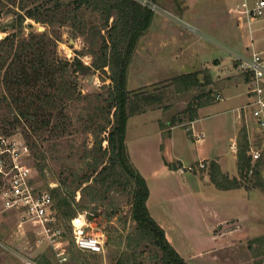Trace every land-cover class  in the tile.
Masks as SVG:
<instances>
[{
	"label": "rangeland",
	"instance_id": "rangeland-1",
	"mask_svg": "<svg viewBox=\"0 0 264 264\" xmlns=\"http://www.w3.org/2000/svg\"><path fill=\"white\" fill-rule=\"evenodd\" d=\"M41 1L48 0H40L39 2ZM253 2L254 0H194L192 4H189L192 10L191 18L181 14L187 8L186 0H157L158 6H154L156 9L153 10L156 15L160 14L159 16H161L162 14L171 18H174L173 15L181 14L180 16L184 19L183 23L187 22L185 24L188 28L185 30L186 37H192L189 35L191 34L194 36L193 38L199 39L202 50L205 48L207 50L211 45L213 47H215L214 44L217 45V50L222 52L221 54L226 57L225 61L227 60V63L230 64L232 62L230 53L240 52L238 50H241V46H246L251 41H255L258 49H264V30L254 33L253 38L249 34V19L245 13V5H251ZM11 8L15 7L10 5H5L3 9L0 7V24H7L13 18L16 19L15 11H9ZM167 12H171L173 15ZM84 20L88 23V27L98 26L101 23L100 15L90 10H85ZM72 21L70 20L66 26L48 27L44 23L27 18L23 22L22 30L23 34L27 35L30 30H38V27H42L49 29L52 33L59 34L58 56L68 60L80 57L85 64L90 65L93 61L91 54L93 47L90 43V37L86 35L73 37L71 33L73 29L70 26ZM29 22H33V28L28 27ZM259 24L260 26L264 25V21ZM17 27V25L4 29L0 27V39L16 31ZM256 27L257 25L254 24L253 29ZM94 48L96 49L97 46ZM145 48L143 46L136 53L137 63H134L133 67L130 64L129 90L159 89L165 86L172 77L182 72L180 68L173 70L164 64H148ZM219 69L221 67L216 68V71L218 72ZM105 70L93 71L85 76H80L79 84L86 97L82 100L68 102L65 111L68 116L72 117V123L68 130L59 137L52 134L49 141H44V146L48 148L46 158L40 162L46 164L45 175L37 169L38 160L33 157L23 127L21 125L13 127L12 117H9V121H2L0 117V131L5 132L4 130H7L5 133L11 138H17L28 145L29 152L23 155L21 162L31 168L30 180L37 188L36 190L51 191L58 185L63 169L67 170V168L73 167L80 174L86 172L87 162L92 160V155L87 157L85 153L94 146L95 139L92 129H85V121L89 114L94 112L92 107L99 103L95 101L90 104V101L95 100V95L103 92L104 84L110 82L108 69ZM231 76L230 78H234L238 75ZM215 88L214 90H216ZM194 94H196L194 90L186 94L179 93L178 98L170 107L132 117L127 123V127L128 124L130 126V151L151 191L149 205H151L154 215L159 216L161 222L166 223L165 225L171 231L170 234L175 245L182 247L181 251L187 254L190 264H263L264 242H252L256 254L248 247V244L249 239L264 234V192L257 188L245 187L220 190L207 182L187 183L183 173L178 170H168L164 166L165 162L163 163L161 160L155 134L156 125L152 119L155 114L160 116L163 113L166 115H164L163 121L172 116H181L186 120L182 111ZM231 103L232 101L227 99L216 103L210 108L213 111L210 118L201 120L196 129L199 131V126L203 127L204 125L215 129L212 134L214 140L217 141L215 147L220 150L222 155V164L228 172L235 174L237 172V154L229 145L233 142L232 137H234L236 127L242 126L244 120L235 118V111H228ZM225 105L226 108L229 107L223 111L222 108ZM219 107H221L222 112L218 109ZM6 116L3 115V117ZM246 121L252 139L258 142L259 137L255 134L253 118L250 113H247ZM186 125L189 126L190 123L187 121ZM137 131L142 133V138L136 144L133 136ZM263 171L264 165L262 166V173ZM4 184L5 182L0 179V189L4 187ZM107 200L105 203L102 202L97 210L93 209L92 206L87 210L79 211L77 214V216L82 214L84 218L93 222L94 230H101L105 235L104 250L89 252L80 249L74 242L72 220L77 216L66 221L61 219L60 214L55 209L58 217L57 225L62 229L63 235L51 242L42 232L41 226L26 220V217L19 210L14 208L4 210L0 198V264H24L27 260L36 262V257L42 253H46L54 264H60V258L63 256L65 259L67 258L63 261L66 262L65 264H75L73 252H80L91 264H115L122 252L126 250L125 244L123 243L119 247L118 242L121 236L124 237L135 229V222L130 216V198L127 192H113ZM111 202L112 204L108 205ZM108 207L110 208L108 209ZM109 213H114L110 219L108 218ZM226 216L241 218L245 227L242 226L241 229L237 228V231H233L236 225V221L233 219L224 225H227L224 230H222V226L213 230L210 225L217 218ZM173 222L179 223L181 227L172 226ZM88 230L91 231L92 228ZM220 230L225 232L223 234L221 232L222 236H220L221 234L217 235ZM129 252L130 250L125 255L132 254ZM153 255V246L149 243H143L136 250L135 257L144 264H152Z\"/></svg>",
	"mask_w": 264,
	"mask_h": 264
},
{
	"label": "trees",
	"instance_id": "trees-1",
	"mask_svg": "<svg viewBox=\"0 0 264 264\" xmlns=\"http://www.w3.org/2000/svg\"><path fill=\"white\" fill-rule=\"evenodd\" d=\"M33 1L0 0L2 9L5 5L15 7L9 11L17 14L13 20L18 26L16 31L0 39L1 120L9 121V117H12L13 127H23L33 157L38 160L37 169L45 175L46 164L40 162L46 158L48 148L44 146V141H49L52 134L59 137L68 130L72 123V117L65 111L68 102L86 97L81 91L80 76L108 69L110 82L104 84L103 92L96 94L95 100L90 101V104L95 101L99 103L92 107L94 112L85 121V129H92L95 139L94 146L85 153L87 157L91 154L92 160L87 162L86 172L82 174L73 167L63 169L58 185L51 189L56 210L61 219L70 221L79 211L92 206L97 210L102 202L108 201L111 193L125 191L130 198V216L135 222V229L121 236L118 245L120 247L124 243L126 250L115 264H144L135 257L136 250L143 243L153 246L152 264H190L172 245L164 228L149 210L147 202L150 189L146 178L131 160L126 131L131 116L148 110L166 109L174 104L179 93L186 94L194 90L196 94L182 111L186 120L181 116H172L160 122L164 139L170 137V130L166 127L184 124L188 128L186 122L198 117V109L216 99L209 71L205 69L178 74L159 89L129 90L130 63L140 38L148 31L155 14L151 7L140 0ZM85 10L98 13L101 23L88 27L84 20ZM27 18L48 27L66 26L73 20L70 25L73 37H90L92 63L85 64L80 57L73 60L59 57L57 48L60 35L49 29L30 30L27 35L23 34L20 25ZM4 114L7 116L3 117ZM237 140L239 176L229 177L212 160L209 163L211 181L220 189L245 187L264 192V159L260 158L253 165L245 124L239 129ZM258 140L260 142V137ZM167 147L166 143L161 144L164 154L168 152ZM164 160L169 168L177 169L178 166L170 162L168 154ZM113 214L109 213L108 218ZM254 241L264 242V234L249 239L248 247L255 252ZM128 250L132 254L125 255ZM82 255L73 252L75 264H91ZM35 261L38 264H54L46 253L37 256Z\"/></svg>",
	"mask_w": 264,
	"mask_h": 264
},
{
	"label": "crops",
	"instance_id": "crops-1",
	"mask_svg": "<svg viewBox=\"0 0 264 264\" xmlns=\"http://www.w3.org/2000/svg\"><path fill=\"white\" fill-rule=\"evenodd\" d=\"M193 2L194 0H186L187 8L183 13H181L182 15L185 14V16L188 17L190 16L189 18L192 17L191 14L192 10L189 4H192ZM169 14L172 13L170 12ZM181 14L178 15L172 14L174 18H171L170 16L167 15L165 16H163L162 14L161 16H159L160 14L156 15L155 12L151 24L148 28V31L139 40V43L137 45V48L134 52L133 58L130 63L131 67H133L134 63H137L136 53H138V51H140V49H142L143 46H145L146 47L145 56L148 64H157V65L164 64V66L171 67L173 70L180 68L182 70L181 73H186L191 71H201L207 69L213 80L212 88L214 89V87H216L215 91L217 92H215V94L220 93L223 96L221 100H225V99L231 100L232 103L229 108L230 110L228 111H235L236 112L235 118L241 121L244 120L245 123V118H241L242 112L240 108L248 101V95H247L248 79L246 75H244L237 66L234 56L236 52L230 53L231 54L230 56L232 57V62L228 64L227 60L225 61L226 57L221 54L222 53L221 51L217 50V45L214 44L215 47L211 45L210 48H208L207 50L206 48L202 50L200 47L201 43L199 42V39L193 38L194 36L191 34L189 35L192 37L190 38L186 37L185 30H188V28L186 27L185 24H187V22L185 21V24L183 23L184 19L182 16H180ZM263 21L264 18L248 21L249 34L251 38H253L254 33L264 30V25L260 26L259 24ZM254 24L257 25V27L253 29ZM252 49L264 50V49H258L257 44H255V41H251L250 44L248 43L246 46H241V50L238 51L243 53H249ZM219 67H221V69H219L217 72L216 68ZM231 75H238V76H235L234 78H230L232 77ZM221 100L216 99V101H214L213 103L204 105L198 109V117L194 121H192L195 131H197L196 126L201 120L208 119V117L210 118L213 112L210 110V108L216 105V103H218ZM228 107L226 108L225 105L222 108L224 109L223 111L227 110ZM218 109L221 110L222 112L221 107H219ZM158 110H160V108L148 110L144 113L131 116L128 121H130L132 117L146 115L150 112H156ZM164 115L165 114L163 113H161L160 116L155 114V116L152 119V121H154V124L156 125L155 134L157 136V142L159 144L158 149H160L162 162L163 163L165 162L164 156L168 154L170 157V162L175 163L177 166H187L189 164H193L200 160H204L208 164L207 168L202 169L197 173L195 172L184 173L183 174L184 179L185 181H187V183L191 182V183L199 184V183L207 182L210 183V185L212 184L216 186L211 181L209 175V163L212 160L216 161L220 165L221 170L224 173L228 174L229 177L232 178L239 176L238 167H237V172L235 174H232L226 170L225 166H223L222 164L223 158L221 157L222 155L220 153V150L215 147L217 141L214 140L212 134L213 130L215 129H211L210 127H207L205 125L203 127L199 126L198 128L199 131H197V133H204V134L206 133L205 139L203 141L202 140L199 141L196 140L194 137H192L191 134H188L189 132L187 131V128L184 127V124H177L167 128L170 130V137L168 139H164L162 135L163 130L160 127V121L161 120L163 121ZM240 128L241 125H238L236 127L234 137H232L233 142L229 145V147L233 143H237L238 131ZM129 129L130 126L128 124L126 131V143L131 160L135 165V167L138 169L139 166L135 161L132 152L130 151ZM141 134L142 133H140L139 131H137L136 134H134L133 140L136 144L138 143V140L142 138ZM163 143H166L168 145L167 147L168 152H166V154H164V151L160 147V145ZM235 153L237 154V152ZM164 164H165L164 166H166L168 170L176 171L174 169L169 168V166L166 163ZM236 166H237V157H236ZM233 189H237V188H233ZM220 190H230V189H220ZM150 199H151V191L147 203L152 216L164 228L166 236L169 239V241L172 243V245L188 261L189 258L187 254L181 251L182 247L180 248L179 246L175 245L174 240L170 234L171 231L167 229L165 225L166 223L161 222V220L159 219L160 217L154 215L152 211V207L151 205H149ZM233 219L236 221V225L234 224L235 229L233 231H237V228L241 229L242 226L245 227V224L241 220V218L236 216L219 217L210 226L212 227L213 230H216L218 227L222 226L223 228L222 230H224V225ZM171 225L176 227H181L179 223H175V222H173V224ZM221 232H222L221 230L218 231L217 235L221 234ZM223 233L225 232H222V234ZM222 234L220 236H222Z\"/></svg>",
	"mask_w": 264,
	"mask_h": 264
},
{
	"label": "built area",
	"instance_id": "built-area-1",
	"mask_svg": "<svg viewBox=\"0 0 264 264\" xmlns=\"http://www.w3.org/2000/svg\"><path fill=\"white\" fill-rule=\"evenodd\" d=\"M141 1L152 9H156L154 6H158L156 2L150 0ZM245 13L249 20L264 17V0H254L251 5H246ZM234 56L239 70L248 79V101L240 110L242 112L241 118H245L244 124L250 138L249 150L254 165L260 158L264 159V50L252 49L249 53L236 52ZM222 98L223 96L220 93L216 94L217 100ZM247 113L251 114L255 134L260 137L258 143L252 139L249 131L250 128L246 121ZM189 123L187 131L190 132L191 136L196 140H203L205 134L197 133L192 124L193 122ZM230 147L237 152L236 143H233ZM28 152L29 148L26 142L11 138L7 133L0 131V179L5 182L4 187L0 189L3 209L10 210L14 208L19 210L26 217V220L39 224L46 237L54 242L63 235L62 229L57 225L58 217L54 198L51 191L36 190L37 188L32 184L30 180L31 168L21 162L23 155L28 154ZM207 167L206 161L200 160L187 166H178L175 170L184 174L186 172H199ZM252 172L253 168L250 170V174ZM77 219L81 221L79 224H75ZM72 221L74 242L80 249L89 252L104 250L106 240L103 231H95L93 222L84 218L82 214H79ZM90 228H92L91 231L88 230ZM66 259L63 256L60 258V262ZM24 264L37 263L27 260Z\"/></svg>",
	"mask_w": 264,
	"mask_h": 264
},
{
	"label": "water",
	"instance_id": "water-1",
	"mask_svg": "<svg viewBox=\"0 0 264 264\" xmlns=\"http://www.w3.org/2000/svg\"><path fill=\"white\" fill-rule=\"evenodd\" d=\"M15 24H16V21H15V20H12V21H10V22H7V24H0V27H1L2 29H4V28H6V27H13V26H15ZM27 25H28V27H30V28H33V26H34L33 22H29ZM20 27L22 28V27H23V24H21ZM44 30H45V29H43L42 27H38V31H44ZM226 227H227V225L224 226V228H226Z\"/></svg>",
	"mask_w": 264,
	"mask_h": 264
},
{
	"label": "bare ground",
	"instance_id": "bare-ground-1",
	"mask_svg": "<svg viewBox=\"0 0 264 264\" xmlns=\"http://www.w3.org/2000/svg\"><path fill=\"white\" fill-rule=\"evenodd\" d=\"M81 221L79 219L75 220V224H79Z\"/></svg>",
	"mask_w": 264,
	"mask_h": 264
}]
</instances>
